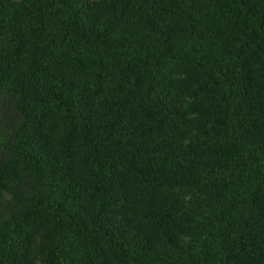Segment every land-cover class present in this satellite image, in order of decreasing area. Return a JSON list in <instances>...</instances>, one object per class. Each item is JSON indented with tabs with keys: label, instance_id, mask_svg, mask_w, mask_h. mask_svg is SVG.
I'll list each match as a JSON object with an SVG mask.
<instances>
[{
	"label": "trees",
	"instance_id": "1",
	"mask_svg": "<svg viewBox=\"0 0 264 264\" xmlns=\"http://www.w3.org/2000/svg\"><path fill=\"white\" fill-rule=\"evenodd\" d=\"M0 264H264V0H0Z\"/></svg>",
	"mask_w": 264,
	"mask_h": 264
}]
</instances>
